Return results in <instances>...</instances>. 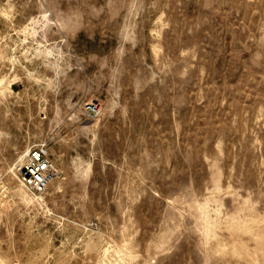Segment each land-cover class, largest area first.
<instances>
[{
  "label": "rangeland",
  "instance_id": "obj_1",
  "mask_svg": "<svg viewBox=\"0 0 264 264\" xmlns=\"http://www.w3.org/2000/svg\"><path fill=\"white\" fill-rule=\"evenodd\" d=\"M116 253L264 264V0H0V264Z\"/></svg>",
  "mask_w": 264,
  "mask_h": 264
},
{
  "label": "built area",
  "instance_id": "obj_2",
  "mask_svg": "<svg viewBox=\"0 0 264 264\" xmlns=\"http://www.w3.org/2000/svg\"><path fill=\"white\" fill-rule=\"evenodd\" d=\"M85 116L94 120L100 112L99 107L90 103L85 109ZM27 177L23 178V185L32 195L43 194L55 177V167L49 159L45 145L31 148L25 157L24 166Z\"/></svg>",
  "mask_w": 264,
  "mask_h": 264
},
{
  "label": "bare ground",
  "instance_id": "obj_3",
  "mask_svg": "<svg viewBox=\"0 0 264 264\" xmlns=\"http://www.w3.org/2000/svg\"><path fill=\"white\" fill-rule=\"evenodd\" d=\"M24 162H25V159H24ZM24 162H23V165H22V166H21V165L18 166V171H17V172L21 171L22 169L25 170V168L23 167V166H24ZM25 173H26V172H25ZM24 177H26L25 174H22V181H23V178H24ZM20 182H21V181H20ZM33 250H34V249H33ZM34 252H35V251H34ZM116 252H117V251H116ZM44 253H45V252H44ZM104 253H107V250H104ZM117 253H118V252H117ZM117 253H116V256H117L118 259L120 260V263H121V264H125V262H124L125 256L122 257L121 255H118ZM122 254H123V253H122ZM36 255H37V254H36ZM42 255H44V254H42ZM42 255H41V256H42ZM41 258H42V257H41ZM33 260H34V259H33ZM35 260H36V259H35ZM127 264H128V263H127Z\"/></svg>",
  "mask_w": 264,
  "mask_h": 264
},
{
  "label": "water",
  "instance_id": "obj_4",
  "mask_svg": "<svg viewBox=\"0 0 264 264\" xmlns=\"http://www.w3.org/2000/svg\"><path fill=\"white\" fill-rule=\"evenodd\" d=\"M21 173L22 174H25V176L27 177V174L25 173V170L24 169L21 170Z\"/></svg>",
  "mask_w": 264,
  "mask_h": 264
}]
</instances>
